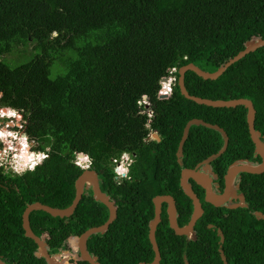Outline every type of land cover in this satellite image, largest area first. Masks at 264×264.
I'll return each mask as SVG.
<instances>
[{"label": "trees", "instance_id": "obj_1", "mask_svg": "<svg viewBox=\"0 0 264 264\" xmlns=\"http://www.w3.org/2000/svg\"><path fill=\"white\" fill-rule=\"evenodd\" d=\"M53 32L58 35L53 37ZM252 38L264 39V0H0V107L27 112V136L42 143L41 150L51 147L49 159L34 173L17 176L0 169L2 260L46 264L35 256L36 244L24 236L22 213L35 202L59 209L70 206L74 183L83 172L70 161L74 152H83L91 157L90 170L117 210L108 230L88 239L89 253L100 264L152 262V199L178 195V223L185 225L193 208L180 191L179 172L194 169L223 146L217 131L191 126L178 159L187 122L201 119L225 131L227 148L211 163L220 177L235 161L251 160L254 154L245 107L212 108L185 99L177 72L173 95L159 100V82L171 69L190 63L214 72ZM30 44L31 54L26 55ZM184 84L190 95L203 99L250 100L255 130L264 141V47L215 81L187 72ZM144 94L154 113L151 118L137 105ZM150 132L159 141L148 140ZM124 151L135 154L136 163L130 169L132 180L117 184L112 159ZM241 175L247 208L219 213L204 204L194 241L175 235L163 204L155 233L159 264H223L219 237L210 224L222 231L221 250L228 264H264V220L253 214H264V173ZM173 189L179 190L176 195ZM107 219V208L93 200L91 189L84 190L69 218L42 211L29 215L33 233L47 236L50 255L69 249V236ZM72 263L88 264L79 259Z\"/></svg>", "mask_w": 264, "mask_h": 264}, {"label": "water", "instance_id": "obj_2", "mask_svg": "<svg viewBox=\"0 0 264 264\" xmlns=\"http://www.w3.org/2000/svg\"><path fill=\"white\" fill-rule=\"evenodd\" d=\"M264 47V39L261 38H252L251 40L245 43V48L240 51L233 58L229 59L226 63L220 66L214 72L203 71L194 64H187L185 66L180 67L177 70L178 80L177 85L179 87L181 95L198 105H204L212 108H236L243 106L246 108V122L248 126V133L250 136V140L254 145L255 155L261 159V163L258 165H251L248 162H235L231 164L226 171V179L231 180V178L235 177L237 174H248V175H261L264 173V141H262V136L259 131L255 130L254 121H255V109L252 102L248 99H231V100H210L203 99L196 96L190 95L184 84V77L187 72H193L198 77L203 80H211L215 81L220 76L224 74V72L234 63L238 62L246 55L255 52L257 49ZM166 80V79H163ZM165 98V97H164ZM191 126H203L207 129L215 130L221 134L223 138V146L216 153L211 155L209 158L204 160L203 164H206V167L202 171H198V166L195 169H183L181 171L180 178V186L183 189L184 194L189 198L192 204V214L187 224L182 227H179L176 222V209L175 203L171 196H156L153 198L152 202L154 205V217L149 222V230H148V240L154 252L153 261L150 263H139V264H159L160 263V252L155 239V232L158 224L161 221V205L162 203L167 204V220L170 229H172L177 236L189 237L191 240H196L195 233L193 231L194 226L197 221L201 218L203 214V208L199 202L198 197L193 193L190 186L187 184V180L192 179L198 185L202 186L205 191L204 199L207 203L211 204L213 207H219L221 204L227 199V195L219 197H211L209 194L210 184L208 182V175L206 172L211 173L209 168V164L213 162L215 159L220 157L226 150L228 145V137L225 131L220 128L218 125L209 124L201 119H192L185 125L183 129L182 138L179 142L178 150L176 156L178 159L182 157V150L185 141L187 140L189 130ZM155 139L159 141V137L154 135ZM206 171V172H205ZM75 188V197L70 206L64 209L53 208L46 205H43L39 202H35L26 206L22 213V228L24 231V236L26 238L31 239L37 246L35 256L40 259H44L46 264H61V262H66L65 264H70V260L77 257V259L87 262L88 264H100L97 260V257L92 256L87 249V241L88 239L95 234H104L109 226L113 223L117 216V210L114 206L113 201L110 200L109 196L103 193L99 186L98 175L93 170H84L81 175L76 179L74 183ZM91 189L92 198L95 202L101 203L108 210V219L106 222L100 226L92 227L83 232L79 236H69L67 242L69 243L68 250H60L59 253L50 255L47 251V236L45 234L35 235L31 230L29 223V215L35 211H42L49 214L51 217L58 218H69L74 213L76 207L78 206L84 190ZM227 193V192H226ZM254 216L257 220H264V214L261 212H254ZM212 226L210 225L209 228ZM220 236V242L223 243V235L220 231H218ZM77 238V239H72ZM73 248H78L79 251L75 252L76 255L71 254ZM70 251V252H68ZM61 253H65L63 257H60ZM220 258L223 264H228L226 261V257L221 249H219ZM67 258V259H65ZM0 264H6L2 258L0 257ZM188 264V262H185Z\"/></svg>", "mask_w": 264, "mask_h": 264}, {"label": "clouds", "instance_id": "obj_3", "mask_svg": "<svg viewBox=\"0 0 264 264\" xmlns=\"http://www.w3.org/2000/svg\"><path fill=\"white\" fill-rule=\"evenodd\" d=\"M57 35L58 33L56 32L52 33L53 37ZM173 71H175V69H173ZM167 76L163 77L159 82L160 86L157 91V98L159 99L161 97L159 100L170 98L173 95V85L176 82V77L170 75L168 77V82L165 83L167 81L166 79ZM146 97H147L146 94H144L141 97V99L137 101V105L139 107H143V109L140 110L141 114H145L148 116V118H151L152 115H154V113L150 108L151 106L150 100L148 99L150 103L149 108L146 107V105L140 106L143 103H148ZM2 98H3V93L0 92V99ZM19 112L24 115V118L20 115ZM5 116H7L8 118L15 117V122H13V126L20 129L23 128V125L18 122L23 119L24 121H26V123H23L24 129L21 130L24 133L23 135H21L19 132H11V131H5L4 129H0V143H4L8 146L3 151H0V169H3V171L5 170L4 171L5 174L10 172V174H14L17 176H23L26 173H34L38 166L42 165L45 160L49 159V153L51 152V147H45L43 150H41L38 148L39 145L41 146L44 145L36 140H31L27 136L25 132L26 126L28 125V121H29V114L27 112L15 108H7V110L0 108V118H4ZM7 127L8 125H5V128ZM147 127L149 128V126ZM154 135L157 134L155 132H150L148 140L155 139ZM9 137H11V139H9ZM14 142L16 144H19L20 147L19 148L15 147ZM9 153H12L11 160L7 159ZM73 155L75 156V159L70 161V163L74 164L76 167L83 169V171L90 170L93 161L89 155L83 152H79V153L74 152ZM116 158L119 159V163L113 169L115 174L114 175L115 182L117 184H120L125 180L131 181L132 177L130 175V169L132 165L136 163V160L127 151L122 152L121 155ZM6 163L8 164L9 167H6L5 169L2 168L5 166ZM113 163L115 164L116 161L114 160ZM9 168L11 169V171L9 170ZM72 239H77V238H72ZM78 251H79L78 248L72 249L73 253Z\"/></svg>", "mask_w": 264, "mask_h": 264}, {"label": "flooded vegetation", "instance_id": "obj_4", "mask_svg": "<svg viewBox=\"0 0 264 264\" xmlns=\"http://www.w3.org/2000/svg\"><path fill=\"white\" fill-rule=\"evenodd\" d=\"M0 108H3L5 110H7V108H11V107H0ZM8 122H11L13 124V122H15V117L8 118L7 116H5L4 118H0V129H5L4 125L6 123H8ZM14 130L17 131L18 128L14 127ZM7 147L8 146L6 144L0 143V151H3ZM131 155L135 159V154H131ZM203 162H204V160L196 165V166H198V168H197L198 171H202L206 167V164H203ZM235 162H238V163H240V162H243V163L244 162H248L251 165H258L259 163H261V159L258 156H256L255 152H254L253 158L251 160L245 158V159L237 160ZM211 163L209 164V168H207V170H210L211 173H208V172L205 171L207 173V175H208V182L210 184L209 194H211V197H219V196H223L224 194L227 195V199L221 204V206L214 207V208L220 209L219 213H221L222 210L227 211V210H236V209H239V208H242V209L247 208L246 197H245V194L243 193V191H245L244 183H246L244 177L241 174H237L235 177L231 178V180H227L226 179V172L220 177L217 173L213 172V169L211 167ZM113 168H115V165L113 166ZM183 169H185V168H183ZM183 169L180 170L179 178H178L179 187L181 189L180 191H182V192H183V189L180 186V178H181V171ZM187 184L190 186V188L193 191V193L198 197L199 202H200V204H201V206L203 208V213H204V204L211 205V204L207 203L205 201V199H204L206 190L202 186L198 185L192 179L187 180ZM99 186H100V183H99ZM87 190H89V189H87ZM172 191H175V195H176V191H179V190L173 189ZM158 196H171L172 197V199L174 200L175 209H176V222H177V225L179 227H182L178 223V219H179V214L177 212L178 199L176 198V196L178 197V195L174 196L171 193H168V195H158ZM111 201H113V200H111ZM113 203H114V206H115V201H113ZM163 204L164 203H162V205H161V213H162V209H163ZM165 211L167 212V204L166 203H165ZM225 216H226V214H224V217ZM210 225H208V228L210 227ZM211 226L212 227L209 228V229L215 231L217 233V236L219 237V248H218V251H219V249H221L222 243L220 242V236H219L218 231H220L221 233H222V231L219 228H217V226H215V227H214V225H211ZM193 231H194V229H193ZM194 233H195V231H194ZM181 237H184V236H181ZM195 237H196V233H195ZM185 238L187 240H191L189 237H185ZM155 239H156V237H155ZM192 241H194V240H192ZM223 242H224V236H223Z\"/></svg>", "mask_w": 264, "mask_h": 264}, {"label": "built area", "instance_id": "obj_5", "mask_svg": "<svg viewBox=\"0 0 264 264\" xmlns=\"http://www.w3.org/2000/svg\"><path fill=\"white\" fill-rule=\"evenodd\" d=\"M173 69H174V68H173ZM173 69H171V70L169 71L168 76L166 77L167 81H166L165 83L168 82V77H169L170 75L175 76V75H174V72H176V69H175V71H173ZM160 98H161V97H160ZM160 98H159V99H160ZM146 99L148 100L147 97H146ZM143 105H146V107L149 108V106H150L149 100H148V103H143V104H141L140 106H143ZM19 113H20V112H19ZM20 115L24 118V115H23L22 113H20ZM19 123L23 125V128H22V129L18 128V130L15 131V130H14V126H13V124H12L11 122H8V123L5 124V125H8V127L5 128L4 130H5V131H11V132H19L21 135H23L24 133H23V131H21V130L24 129V124H23V123H26V121H24V120L22 119V120L19 121ZM5 125H4V126H5ZM9 139H11V137H9ZM14 144H15V147H17V148L20 147L19 144H16L15 142H14ZM11 154H12V153H9L8 158H7L8 160H11V159H12V155H11ZM114 160L116 161L115 164L113 163ZM112 163H113V164L115 165V167H116V166L118 165V163H119V159L114 158V159L112 160ZM6 167H9L7 163H6L5 166L2 167V168L5 169ZM9 170L11 171L10 168H9Z\"/></svg>", "mask_w": 264, "mask_h": 264}, {"label": "rangeland", "instance_id": "obj_6", "mask_svg": "<svg viewBox=\"0 0 264 264\" xmlns=\"http://www.w3.org/2000/svg\"><path fill=\"white\" fill-rule=\"evenodd\" d=\"M27 47H28V51H27L26 55H30L33 46L30 44V45H28ZM14 56H15V53L12 54V55H10V56H8V58H13ZM11 66L14 67V65H11ZM55 72H56V70H55V66H53V67L51 68V75H50L51 78H54V77H55V75H54ZM4 171H5V170H4ZM68 245H69V243H68ZM68 252H70V251H68ZM71 254L76 255L77 253H73V252H71ZM64 255H65V253H61V254H60V257H63ZM76 259H77V257H75L74 259H71V260H70V264H74V263H72V262H74ZM61 263L63 264V262H61Z\"/></svg>", "mask_w": 264, "mask_h": 264}, {"label": "bare ground", "instance_id": "obj_7", "mask_svg": "<svg viewBox=\"0 0 264 264\" xmlns=\"http://www.w3.org/2000/svg\"><path fill=\"white\" fill-rule=\"evenodd\" d=\"M213 198H215V197H213ZM62 264V263H61Z\"/></svg>", "mask_w": 264, "mask_h": 264}]
</instances>
